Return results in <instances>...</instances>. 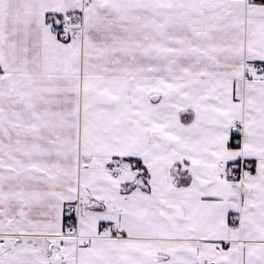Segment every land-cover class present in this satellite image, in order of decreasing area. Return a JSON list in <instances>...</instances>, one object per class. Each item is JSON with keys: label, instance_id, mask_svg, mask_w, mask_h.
Wrapping results in <instances>:
<instances>
[{"label": "snow or ice", "instance_id": "6c2138e0", "mask_svg": "<svg viewBox=\"0 0 264 264\" xmlns=\"http://www.w3.org/2000/svg\"><path fill=\"white\" fill-rule=\"evenodd\" d=\"M0 264H264V0H0Z\"/></svg>", "mask_w": 264, "mask_h": 264}]
</instances>
